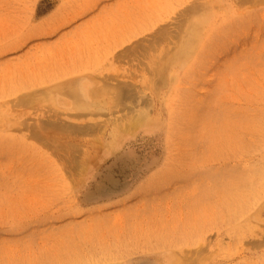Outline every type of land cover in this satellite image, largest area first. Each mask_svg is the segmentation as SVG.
Returning a JSON list of instances; mask_svg holds the SVG:
<instances>
[{
  "label": "rangeland",
  "instance_id": "obj_1",
  "mask_svg": "<svg viewBox=\"0 0 264 264\" xmlns=\"http://www.w3.org/2000/svg\"><path fill=\"white\" fill-rule=\"evenodd\" d=\"M97 262L264 264V0H0V264Z\"/></svg>",
  "mask_w": 264,
  "mask_h": 264
},
{
  "label": "bare ground",
  "instance_id": "obj_2",
  "mask_svg": "<svg viewBox=\"0 0 264 264\" xmlns=\"http://www.w3.org/2000/svg\"><path fill=\"white\" fill-rule=\"evenodd\" d=\"M57 87V86H56ZM62 89V88H61ZM59 90V89H58ZM63 90V89H62ZM60 91V90H59ZM90 97V96H89ZM78 98V97H77ZM81 100V99H80ZM84 100V99H83ZM105 262V261H104ZM91 263H92V261H91ZM98 264H100L99 262H97ZM94 264V263H93Z\"/></svg>",
  "mask_w": 264,
  "mask_h": 264
}]
</instances>
